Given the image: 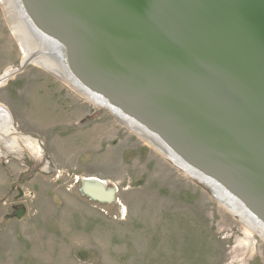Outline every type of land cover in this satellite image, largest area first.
<instances>
[{
	"label": "rangeland",
	"instance_id": "obj_1",
	"mask_svg": "<svg viewBox=\"0 0 264 264\" xmlns=\"http://www.w3.org/2000/svg\"><path fill=\"white\" fill-rule=\"evenodd\" d=\"M12 32L0 2V76L13 70L0 84L6 133L39 150L0 153V264H264V240L252 232L246 245V227L207 187L23 60ZM81 177L115 187L114 200L81 194Z\"/></svg>",
	"mask_w": 264,
	"mask_h": 264
},
{
	"label": "water",
	"instance_id": "obj_2",
	"mask_svg": "<svg viewBox=\"0 0 264 264\" xmlns=\"http://www.w3.org/2000/svg\"><path fill=\"white\" fill-rule=\"evenodd\" d=\"M78 2L85 22L67 24L59 5L25 0L28 15L36 18L34 28L68 45L85 86L159 131L186 162L225 184L264 222V190L245 171L254 165L264 172V0ZM85 24L123 45L137 77L127 73L124 84L109 79V86L87 68ZM142 74L148 85L138 81ZM159 94L171 99L178 114L152 101L161 102ZM182 113L232 148L235 157L223 152L239 165L193 140L173 116Z\"/></svg>",
	"mask_w": 264,
	"mask_h": 264
},
{
	"label": "bare ground",
	"instance_id": "obj_3",
	"mask_svg": "<svg viewBox=\"0 0 264 264\" xmlns=\"http://www.w3.org/2000/svg\"><path fill=\"white\" fill-rule=\"evenodd\" d=\"M0 2L9 28L13 30L12 33L20 45L21 50H23L26 54L24 55L23 60H27L29 57H32V63L43 66L46 70H49V72L59 76L62 81H64L69 87L85 99L92 102L96 106L107 109L121 122V124L131 129L144 142H146V144L158 151L175 167L181 169L190 178L207 187L212 197L246 227L245 232L247 233V237L244 239L247 242L246 243L244 241L246 245L248 244V246H251L253 243V239L250 236L252 232H255L262 240H264V222L259 219L258 216L253 214L245 203L236 197L233 191H231L225 184L207 176L205 173L186 162L166 142L163 135L159 131L153 129L151 126L138 119V117L127 110L110 103V101L103 94H97L96 92L91 91L90 88L81 82L74 72L73 68L76 67L71 59L72 54L68 45L60 40H55L52 36L40 33L36 29L37 27L34 28L36 18H34L32 14L28 15L25 0L23 2L21 0H0ZM43 2L46 4L45 1ZM47 2L50 5H59L60 9H58L60 10L62 16L59 17L62 22L64 21L67 24H81V20L85 22L80 16V12H78V0H47ZM80 7L83 9L81 4ZM85 26L89 27L86 24ZM88 29L90 32L86 31L87 35H85L87 40L81 39L83 44L88 46L87 52L89 51L88 54L90 57L87 59L89 62L87 68L92 69V73L100 75V81L103 80L110 86V84L112 85L111 79L119 84H124L128 78L127 76H129L127 73L130 75L133 74L137 77V72L134 74L130 70L129 65L126 63L124 58L125 55H123L121 50L123 45L117 43L114 38L107 33H103L93 27L92 29L90 27ZM59 55L64 57V63H61V61L58 60V58H60ZM121 55L123 56V60H120ZM12 74L13 70H6L5 73H3V76H0V84L5 82ZM143 76L145 77V75ZM143 76H141L138 81L142 84L148 85V79ZM109 79L111 81H109ZM175 94L177 95L181 105L185 107L186 104L183 102L185 100L183 99V101H181V96L183 94L179 91H176ZM159 95V98L162 99L161 102L155 100L152 101L160 103V105L168 111L169 109H173L175 111L173 104L171 105L170 103L171 99L167 98V96L165 97L163 94ZM182 114H179L180 116L173 114V116L177 119V122L181 127L188 132H191L194 138H196L193 140L201 146H206V148L209 147V149H207L212 154H223L226 156L224 158L232 160L234 164L239 165L223 152L227 151L235 157L238 154L235 153L232 148H229L226 144L217 140L215 135L204 129L195 117L184 113ZM8 119L9 114L7 108L0 104V153H15L23 149H28L29 151L38 153L39 143L35 138L28 135H22L20 133H6L9 131ZM3 131L5 134H2ZM212 143H215L219 147L214 146ZM246 163L248 162L246 161ZM247 166L249 168L247 167L245 171L248 176L255 182L259 183L261 189L264 190V172L254 165ZM80 192L90 200L100 203H110L115 198L116 190L115 187H108L101 179L95 177H81Z\"/></svg>",
	"mask_w": 264,
	"mask_h": 264
}]
</instances>
